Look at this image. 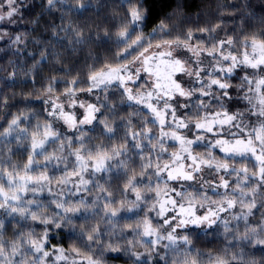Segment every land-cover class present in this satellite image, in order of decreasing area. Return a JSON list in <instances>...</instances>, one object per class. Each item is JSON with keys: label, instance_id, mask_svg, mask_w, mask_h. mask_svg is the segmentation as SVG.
I'll return each mask as SVG.
<instances>
[{"label": "snow or ice", "instance_id": "1", "mask_svg": "<svg viewBox=\"0 0 264 264\" xmlns=\"http://www.w3.org/2000/svg\"><path fill=\"white\" fill-rule=\"evenodd\" d=\"M64 3L0 0V23L38 7V26ZM157 3L165 0H119L116 50L109 33L98 37L110 57H91L70 78L49 76L32 97L38 112L0 116V146L17 142L0 156V264H106L111 253L132 264H264V28L245 30L251 0L218 5L241 12L231 29L200 26L198 17L196 27L162 19L149 28ZM0 41L24 43L2 29ZM74 43H85L82 33ZM50 55L60 53L41 51L36 64ZM196 230L219 232L228 245L205 252L192 239Z\"/></svg>", "mask_w": 264, "mask_h": 264}, {"label": "trees", "instance_id": "2", "mask_svg": "<svg viewBox=\"0 0 264 264\" xmlns=\"http://www.w3.org/2000/svg\"><path fill=\"white\" fill-rule=\"evenodd\" d=\"M32 2L33 0H26V3ZM34 2L39 4V0H34ZM81 2L90 4L91 7L80 9L78 8V0H66L63 5L57 4L52 9L51 14L45 13L38 26L33 25L31 21L40 9L38 7L21 9V23L12 31L14 35H21L24 43L9 46L4 42H0V48L5 49L0 52V69H3L0 70V116L7 115V119L10 120L12 115L18 114L21 110L29 114L33 111L38 112L41 107L40 102L32 99V97L39 94L38 90L42 88L49 76L57 75L70 78L71 75H75L77 72H86L87 65L92 63L91 57L96 55L102 58L110 57L111 52L103 46V41L98 39V37H103L106 32L112 36V40L109 41L112 50H116L115 33L119 29L124 12L119 7V0H81ZM177 2L183 6L182 13L174 15L171 20H168L167 16L176 8ZM233 3H242V0H165V3H157L153 8L149 28L162 19L180 28L196 27L197 17L200 26L205 24L211 26L223 22V26L227 29L238 27L241 23V12L232 7H218V5ZM251 4L252 7L248 11L253 12L255 15L245 21V30L248 32L264 28V24L260 20L264 16V0H251ZM185 17H191V20L189 21ZM64 29H67V31H64ZM77 32L82 33L85 38L83 45L74 43ZM220 35L223 36L225 33L220 32ZM34 39L39 40L40 43H35ZM73 47L76 48L75 52L72 51ZM53 50L60 53L58 58L50 55L46 62L41 61L40 64H36V61L40 60L41 51L52 52ZM9 61H12V63H9ZM57 68H64V72L54 71ZM69 69L71 72H69ZM13 71L16 72V75L10 77L9 74ZM33 81L38 82L33 83ZM4 98L8 100L7 105L2 102ZM120 115H125V113L121 112ZM39 118L43 119L42 116ZM35 121L36 118H31L33 124ZM27 124L28 121H25L21 124V127H25ZM0 125L7 126L4 120H0ZM86 130L89 131V135L100 137V139L108 142L106 137L100 135V127L90 130L89 126V129ZM122 135L123 129L118 132L111 142H120L119 137ZM4 144L14 150L17 149V142L13 137H9L4 141ZM7 147L0 146L2 148L0 156L7 157ZM49 151H52V148H49ZM132 151L135 152V150ZM18 160H21L19 153L13 156L14 162ZM107 175L105 173L98 174L102 177ZM118 183H113V190L116 189ZM7 221L11 222L12 225L16 223L12 217H7ZM196 232L197 235H194L192 239L196 247L205 252L222 253V250L228 245V241L219 232L213 234L210 231L207 236L199 230H196ZM6 236L11 237V231ZM53 242H61V238L55 236ZM63 243L67 247L68 241L66 239ZM139 250L143 251V249ZM246 251L252 253L255 250L248 248ZM255 259H260L259 252H256ZM105 260L106 264H132L129 256L123 253L106 254ZM147 264H163V262L155 258L148 261Z\"/></svg>", "mask_w": 264, "mask_h": 264}, {"label": "rangeland", "instance_id": "3", "mask_svg": "<svg viewBox=\"0 0 264 264\" xmlns=\"http://www.w3.org/2000/svg\"><path fill=\"white\" fill-rule=\"evenodd\" d=\"M14 19L16 20V23H9L7 21L0 23V29H2L3 31L9 32V34L12 35L13 37L15 35H14V32L12 30L17 28L20 25V23H21V21H20L21 20L20 13L16 17H14ZM0 42H3V41H0Z\"/></svg>", "mask_w": 264, "mask_h": 264}]
</instances>
